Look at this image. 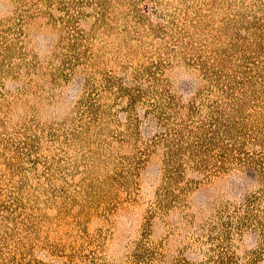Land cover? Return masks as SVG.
<instances>
[{
	"label": "rangeland",
	"instance_id": "rangeland-1",
	"mask_svg": "<svg viewBox=\"0 0 264 264\" xmlns=\"http://www.w3.org/2000/svg\"><path fill=\"white\" fill-rule=\"evenodd\" d=\"M0 264H264V0H0Z\"/></svg>",
	"mask_w": 264,
	"mask_h": 264
},
{
	"label": "trees",
	"instance_id": "trees-1",
	"mask_svg": "<svg viewBox=\"0 0 264 264\" xmlns=\"http://www.w3.org/2000/svg\"><path fill=\"white\" fill-rule=\"evenodd\" d=\"M133 100H134V98L133 97H130V107L132 106V102H133ZM201 134H203V131L202 132H200V135L198 136L199 138H198V140L200 141V142H205L206 141V137L205 136H202ZM180 149H181V147H180ZM195 152V151H194ZM195 154L196 153H193L192 155L194 156V157H197V156H195ZM197 154H201V153H197ZM197 158H199V157H197ZM202 159H200V160H197V163H196V166H195V168L199 171H202V170H205L204 168H205V165H203L204 164V161L202 160ZM220 167V166H219ZM203 172V171H202Z\"/></svg>",
	"mask_w": 264,
	"mask_h": 264
}]
</instances>
